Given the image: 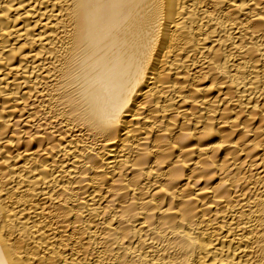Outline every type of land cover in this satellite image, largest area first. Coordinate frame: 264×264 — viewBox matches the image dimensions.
Segmentation results:
<instances>
[{
    "label": "bare ground",
    "instance_id": "1",
    "mask_svg": "<svg viewBox=\"0 0 264 264\" xmlns=\"http://www.w3.org/2000/svg\"><path fill=\"white\" fill-rule=\"evenodd\" d=\"M0 264H264V0H0Z\"/></svg>",
    "mask_w": 264,
    "mask_h": 264
}]
</instances>
